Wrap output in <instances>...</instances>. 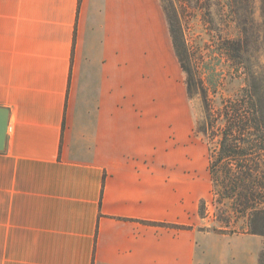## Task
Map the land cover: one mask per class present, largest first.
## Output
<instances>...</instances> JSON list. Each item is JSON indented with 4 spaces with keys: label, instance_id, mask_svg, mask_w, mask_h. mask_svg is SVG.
Wrapping results in <instances>:
<instances>
[{
    "label": "crops",
    "instance_id": "1",
    "mask_svg": "<svg viewBox=\"0 0 264 264\" xmlns=\"http://www.w3.org/2000/svg\"><path fill=\"white\" fill-rule=\"evenodd\" d=\"M175 78L161 0H0V264H259L252 235L200 230Z\"/></svg>",
    "mask_w": 264,
    "mask_h": 264
},
{
    "label": "rangeland",
    "instance_id": "2",
    "mask_svg": "<svg viewBox=\"0 0 264 264\" xmlns=\"http://www.w3.org/2000/svg\"><path fill=\"white\" fill-rule=\"evenodd\" d=\"M161 3L184 41V66L194 83L189 96L187 74L176 57V78L170 90L175 100L183 98L189 111L192 140L209 148L204 136L195 131L205 121L202 90L218 108L222 101L238 95L253 78L264 84V0H161ZM239 37L240 44L231 43ZM166 88L167 85L161 84V96ZM161 103V109L171 108ZM202 201L206 218L203 223L207 227L200 230L227 235L245 232L247 219L234 215L227 201L218 204L211 191V195L199 201V213ZM251 256L259 257V264H264V237L251 236Z\"/></svg>",
    "mask_w": 264,
    "mask_h": 264
},
{
    "label": "trees",
    "instance_id": "3",
    "mask_svg": "<svg viewBox=\"0 0 264 264\" xmlns=\"http://www.w3.org/2000/svg\"><path fill=\"white\" fill-rule=\"evenodd\" d=\"M165 12L172 45L184 73L187 94L194 83L184 66V41ZM264 11V5L262 7ZM240 37L231 42L240 44ZM205 121L195 131L209 144L208 172L215 201L229 203L232 213L247 219L244 233L264 237V84L255 78L238 95L215 108L202 90ZM201 202L199 216H203ZM225 224L228 221L225 219Z\"/></svg>",
    "mask_w": 264,
    "mask_h": 264
},
{
    "label": "water",
    "instance_id": "4",
    "mask_svg": "<svg viewBox=\"0 0 264 264\" xmlns=\"http://www.w3.org/2000/svg\"><path fill=\"white\" fill-rule=\"evenodd\" d=\"M7 116L8 111L6 109L0 108V150L4 146L5 134L7 131Z\"/></svg>",
    "mask_w": 264,
    "mask_h": 264
}]
</instances>
